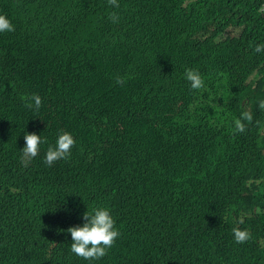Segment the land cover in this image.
Listing matches in <instances>:
<instances>
[{"label": "trees", "instance_id": "obj_1", "mask_svg": "<svg viewBox=\"0 0 264 264\" xmlns=\"http://www.w3.org/2000/svg\"><path fill=\"white\" fill-rule=\"evenodd\" d=\"M119 4L0 0V264H264V0ZM62 131L77 143L48 166ZM28 133L47 143L25 167ZM96 208L121 236L89 261L67 229Z\"/></svg>", "mask_w": 264, "mask_h": 264}, {"label": "clouds", "instance_id": "obj_2", "mask_svg": "<svg viewBox=\"0 0 264 264\" xmlns=\"http://www.w3.org/2000/svg\"><path fill=\"white\" fill-rule=\"evenodd\" d=\"M110 7L119 8V0H108ZM264 11V6L261 9ZM109 19L112 23L118 24L120 17L116 12L110 14ZM15 26L6 15H0V33L14 32ZM255 52L264 51V44L257 45ZM185 78L190 82V87L194 91H205V79L198 70L187 68L185 70ZM117 84H125L127 77L117 76ZM26 107L39 111L42 107V98L38 94H33L28 98ZM260 109L264 110V100L259 102ZM253 121V115L249 111L241 114V118L234 120V133H244L247 126L244 123ZM259 124V122H257ZM24 140L26 146L22 149L21 163L27 167L31 161L39 155L40 146L47 143L46 138L36 133L25 134ZM76 140L70 132L62 131L57 138L55 146H49L45 156V162L48 166H52L59 160H67L71 157V150L76 145ZM85 223L82 226H73L67 229L70 232L73 243L71 244V252L84 260H100L108 254L117 239L121 236V232L116 227V220L107 208H96L92 213L88 211L84 214ZM243 223V221H240ZM234 240L238 244L246 243L251 239L248 230H241L239 227L233 228Z\"/></svg>", "mask_w": 264, "mask_h": 264}]
</instances>
